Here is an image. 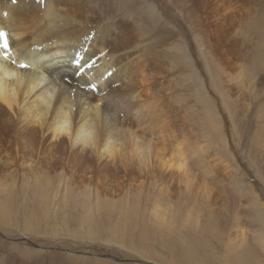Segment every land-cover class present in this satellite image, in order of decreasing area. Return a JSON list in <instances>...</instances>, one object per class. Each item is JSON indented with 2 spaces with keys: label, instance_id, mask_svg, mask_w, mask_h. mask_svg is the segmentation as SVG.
<instances>
[{
  "label": "bare ground",
  "instance_id": "1",
  "mask_svg": "<svg viewBox=\"0 0 264 264\" xmlns=\"http://www.w3.org/2000/svg\"><path fill=\"white\" fill-rule=\"evenodd\" d=\"M171 1L187 7L197 24L201 56L211 42L206 47L212 56L209 114L217 131L226 140L224 125H229L234 144L250 133L255 120L251 149L259 151L258 141L264 139V0ZM158 4L166 5L162 0H0V31L9 45L5 49L0 41V148L7 155L0 164L17 163L18 171L25 170L14 178L31 190L32 198L49 200L63 185L68 193L71 188L82 191L79 195L87 192L90 199L95 193L91 183L109 179L97 182V187L107 186L95 190L101 210L110 207L101 196L113 195L134 177L151 179L149 184L171 179L177 171L188 193L198 198L202 191L204 199H214L207 182L185 167L180 143L175 160L158 151L156 136L163 132L152 123L156 127L159 113L137 95L140 65L153 66L159 39L172 34L162 28L138 42L136 24L146 28L150 16L161 23V14L155 17ZM150 32L146 28L143 38ZM173 128L184 134L182 126ZM121 178L122 184H114ZM197 206L194 220L199 221Z\"/></svg>",
  "mask_w": 264,
  "mask_h": 264
},
{
  "label": "rangeland",
  "instance_id": "2",
  "mask_svg": "<svg viewBox=\"0 0 264 264\" xmlns=\"http://www.w3.org/2000/svg\"><path fill=\"white\" fill-rule=\"evenodd\" d=\"M162 2L166 5L158 4L155 16L161 14V23L151 16L148 19L149 36L143 38V23L135 26L138 42L162 28L172 32L159 39L155 49L161 64L155 60L153 66L142 69L140 65L137 95L159 113L156 127L152 123L163 132L156 136L158 151L168 161L175 160L180 143L187 158L185 167L207 182L214 199H204L202 191L198 198L188 193L180 172L173 171L171 179L156 178L147 184L152 180L134 177L116 187L113 195L100 198L110 204L106 209L97 208L95 190L107 188L97 187V182L105 184L109 179L96 177L91 183L95 197L92 194L89 199L85 191L79 195L82 191L76 188L68 193L62 185L49 194V200L38 201L14 178L23 176L24 169L18 171L17 163L13 167L0 164V264H264V247L259 242L264 238V139L258 141L259 151L253 152L255 120L250 133L234 144L227 133L229 125H224L226 140L217 131L209 114L212 56L206 47L211 42L207 40L203 48L207 55L201 56L197 24L187 7ZM173 125L182 126L184 134ZM6 158L0 148V162ZM122 180L113 179L114 184ZM197 204L199 221L194 220ZM133 207L134 214L126 210Z\"/></svg>",
  "mask_w": 264,
  "mask_h": 264
},
{
  "label": "snow or ice",
  "instance_id": "3",
  "mask_svg": "<svg viewBox=\"0 0 264 264\" xmlns=\"http://www.w3.org/2000/svg\"><path fill=\"white\" fill-rule=\"evenodd\" d=\"M0 41L3 42L2 46L5 49H8L9 45H8L7 38H6V33H4L3 31H0Z\"/></svg>",
  "mask_w": 264,
  "mask_h": 264
}]
</instances>
